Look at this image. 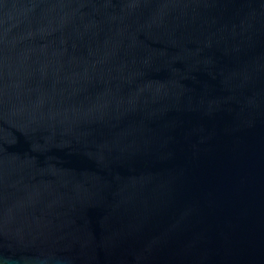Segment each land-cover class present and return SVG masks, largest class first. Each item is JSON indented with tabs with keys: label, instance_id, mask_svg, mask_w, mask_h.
Masks as SVG:
<instances>
[{
	"label": "water",
	"instance_id": "water-1",
	"mask_svg": "<svg viewBox=\"0 0 264 264\" xmlns=\"http://www.w3.org/2000/svg\"><path fill=\"white\" fill-rule=\"evenodd\" d=\"M0 264H264V0H0Z\"/></svg>",
	"mask_w": 264,
	"mask_h": 264
}]
</instances>
